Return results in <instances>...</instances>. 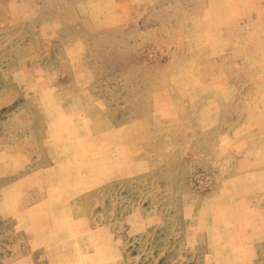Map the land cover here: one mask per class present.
<instances>
[{
    "label": "rangeland",
    "instance_id": "1",
    "mask_svg": "<svg viewBox=\"0 0 264 264\" xmlns=\"http://www.w3.org/2000/svg\"><path fill=\"white\" fill-rule=\"evenodd\" d=\"M218 1L0 0V264H264V0Z\"/></svg>",
    "mask_w": 264,
    "mask_h": 264
},
{
    "label": "bare ground",
    "instance_id": "2",
    "mask_svg": "<svg viewBox=\"0 0 264 264\" xmlns=\"http://www.w3.org/2000/svg\"><path fill=\"white\" fill-rule=\"evenodd\" d=\"M240 2V1H239ZM229 3H230V0H219L218 2H217V6H214V7H218V6H221V5H229ZM98 4V3H97ZM103 4V3H102ZM235 4V3H234ZM240 5V4H239ZM251 5H252V2H251ZM250 5V6H251ZM246 6V5H245ZM234 7V6H233ZM244 7V6H243ZM255 7V6H254ZM236 8H241V6L239 7L238 5H237V7ZM247 8V7H246ZM228 10V9H227ZM226 10V11H227ZM230 10V9H229ZM240 10H242V9H240ZM224 12V11H223ZM234 12V11H233ZM227 13V12H226ZM229 15V14H228ZM231 15H233V13H231ZM220 17V16H219ZM215 18V17H214ZM261 29V28H260ZM256 30V29H255ZM258 31V30H257ZM259 31H262V30H259ZM207 33V32H206ZM209 34V33H208ZM262 34V33H261ZM212 34H210V36H211ZM209 36V35H208ZM207 36V37H208ZM262 37H264V35L262 36ZM211 38H212V36H211ZM209 39H210V37H209ZM213 40V39H212ZM206 41V40H205ZM262 41L263 40H261V45L263 44L262 43ZM196 42H198V41H196ZM209 42V41H208ZM212 42V41H211ZM200 42H198V44H199ZM204 43V42H203ZM203 43H202V45H203ZM201 44V43H200ZM197 46V45H196ZM198 47V46H197ZM262 48V47H261ZM259 49H260V46H259ZM263 51V50H262ZM260 53V52H259ZM262 57L263 56H261V59H262ZM68 60V59H67ZM195 63V62H194ZM194 66V65H193ZM193 68V67H192ZM199 72V71H198ZM189 73V72H188ZM191 73V72H190ZM201 73V72H200ZM200 75V74H199ZM202 75V74H201ZM186 76V75H185ZM191 77H192V75H190ZM182 77V76H181ZM187 77H188V75H187ZM186 77V78H187ZM193 79V78H192ZM196 79V78H195ZM183 80H184V78H183ZM194 81V80H193ZM200 83V82H199ZM198 83V84H199ZM182 84V83H181ZM201 84V83H200ZM40 85V84H39ZM187 85V84H186ZM195 85H196V83H195ZM203 85V84H202ZM33 86V85H32ZM184 87V86H183ZM182 87V88H183ZM186 87V86H185ZM184 87V88H185ZM189 87V86H188ZM196 87V86H195ZM204 88V87H203ZM193 89V88H192ZM192 89H191V91H192ZM196 89H198V88H196ZM202 89V88H201ZM207 89V88H206ZM208 90V89H207ZM190 91V90H189ZM200 91V90H199ZM199 91H197L198 93H199ZM201 92V91H200ZM53 94V93H52ZM216 94V93H215ZM199 96V95H198ZM51 96H49V98H44V102L45 103H47V107H45V111L46 112H48V114L50 115L51 113L53 114V113H56V112H60V111H62V109L60 110H58V107H61L60 105H59V102H58V98H57V96H55V97H52V98H50ZM76 101H77V99H76ZM50 103H52V104H50ZM75 103V102H74ZM174 103V102H173ZM42 104V103H41ZM73 104V103H72ZM73 107V106H72ZM176 108V107H175ZM75 109V108H74ZM72 112H74V110L72 111ZM60 113H62V112H60ZM59 114V113H58ZM64 114V112L61 114V115H63ZM96 115V114H95ZM263 115V114H262ZM55 116V115H54ZM65 117H63V119H64V121H63V119H61V121L62 122H64V124H65V126H62V129L64 130V132H66V136L68 137H70L69 139H67L66 138V142H64L63 144H64V148H66V150H64V153H65V155L66 156H71L72 157V159H74L75 161H73V163H72V176H74L75 178H77V180H79V182H81V181H83V180H87V179H89V177L92 175V176H94L93 177V179L95 180H98V179H100V178H102V176H106V175H112L113 174V171L114 170H116L117 168H116V164H119V163H116V164H112V163H110L109 164V162L108 161H106V159H105V156L106 155H100V157H97L98 159L96 160V161H94L93 159H89L90 158V154H89V152H88V149H89V147L87 146V143H82L81 142V138H89V135H88V129H87V126L84 124V123H81V124H78V125H74V124H76L75 123V119H68L67 117H66V115H64ZM52 117V116H51ZM78 117V116H77ZM75 118V117H74ZM53 130V129H52ZM51 130V131H52ZM55 131V130H54ZM100 133V132H99ZM103 133V132H102ZM91 134V133H90ZM99 135V134H98ZM91 136V135H90ZM95 136H97V135H95ZM101 136V135H100ZM94 137V136H93ZM99 137V136H98ZM102 137V136H101ZM92 138V137H91ZM74 141H73V140ZM99 139V138H98ZM97 139V141H99ZM95 139L93 138V141H94ZM76 142V144H74ZM91 142H92V140H91ZM90 142V143H91ZM53 143V142H52ZM106 143V142H105ZM104 151H105V153H107V154H110V151H111V148L110 147H104ZM113 152V151H112ZM126 152H129V151H126ZM142 152V151H141ZM90 153H92V150L90 151ZM102 154V153H101ZM90 155V156H89ZM95 155H97V154H95ZM127 155V154H126ZM98 156V155H97ZM113 156V155H112ZM118 156V155H117ZM92 158H96V157H94V156H91ZM116 157V156H115ZM68 158V157H67ZM129 159V158H128ZM114 160H116V159H114ZM114 160H112V161H114ZM118 160H119V158H118ZM122 160V159H121ZM130 160V159H129ZM128 160V161H129ZM48 161V160H47ZM111 161V162H112ZM128 161H126V162H128ZM68 164H69V162H67ZM123 163H124V161H123ZM122 163V161H121V164H123ZM146 163V162H145ZM144 163V164H145ZM67 164V165H68ZM125 164V163H124ZM65 165V164H64ZM125 165H129V163H127V164H125ZM63 166V165H62ZM66 166V165H65ZM117 166H119V165H117ZM122 167H123V165H121ZM120 166V167H121ZM61 167V166H60ZM116 168V169H115ZM126 168V167H125ZM60 169V168H59ZM130 171V170H129ZM118 172V171H117ZM126 172H127V170H126ZM223 172V171H222ZM68 173V172H67ZM70 174V173H69ZM63 175H65L64 173H63ZM89 175V177H87ZM75 178H73V179H75ZM62 179V178H61ZM72 179V180H73ZM69 180V179H68ZM70 180H71V178H70ZM62 181H67V179H65V180H63L62 179ZM68 182V181H67ZM70 183V182H69ZM68 183V184H69ZM71 183H72V181H71ZM74 183V182H73ZM72 183V184H73ZM71 187V186H70ZM70 187H68V188H70ZM68 188H67V190H68ZM73 188H74V185H73ZM73 188H72V192L74 191L73 190ZM53 189V188H52ZM51 189V190H52ZM62 189V188H61ZM71 189V188H70ZM82 189V188H81ZM42 190V189H41ZM44 191V190H43ZM63 191V190H62ZM59 191L57 190V193H58ZM60 192H61V190H60ZM65 192V191H64ZM67 192V191H66ZM65 192V194H67ZM63 193V192H62ZM77 193V192H76ZM78 193H80L79 191H78ZM73 194V193H72ZM75 194V193H74ZM59 195H61V194H59ZM64 195V194H63ZM249 195V194H248ZM52 195L50 194V198H52V197H54V196H52ZM68 196V195H67ZM71 196V195H70ZM69 196V197H70ZM77 196V195H76ZM61 197V196H60ZM74 197H75V195H74ZM38 198V197H37ZM62 198V197H61ZM64 198H66V196L64 197ZM71 198V197H70ZM72 199V198H71ZM50 201H51V199H49ZM49 201V203H51ZM63 201H65V200H63ZM68 201V200H67ZM54 202H56V201H54ZM58 203V202H57ZM60 204V203H59ZM62 204H63V202H62ZM61 204V205H62ZM48 205H51V207H52V204H48ZM66 206V205H65ZM76 207H77V205H76ZM241 208V207H240ZM75 209V208H74ZM19 211V210H18ZM251 211V210H250ZM252 212V211H251ZM95 213V212H94ZM94 215V214H93ZM234 215V214H233ZM6 217V216H5ZM16 217V216H15ZM78 217V216H77ZM226 218V217H225ZM17 219H19V217L17 218ZM27 219V218H26ZM97 220V219H96ZM107 229V228H106ZM70 234V233H69ZM87 241V240H86ZM100 242V241H99ZM87 243H89V241L87 242ZM59 244V243H58ZM57 244V245H58ZM100 244H101V242H100ZM82 245V244H81ZM93 245V244H92ZM111 246V245H110ZM93 247H94V245H93ZM63 248V247H62ZM65 248V247H64ZM88 248V247H87ZM95 248V247H94ZM86 249V248H85ZM113 249H116V248H114L113 247ZM113 249H111V250H113ZM62 250V249H61ZM71 250V249H70ZM87 250V249H86ZM76 251V250H75ZM110 251V250H109ZM19 252V251H18ZM64 252H65V250H64ZM83 252V251H82ZM104 252V251H103ZM114 253V252H113ZM111 254H112V252H111ZM59 256H61V255H59ZM98 256V255H97ZM114 256V255H113ZM85 257H89V256H85ZM85 257H84V259H85ZM90 257H92V256H90ZM107 257V256H106ZM109 257H111V255L109 256ZM109 257H107V258H109ZM63 258V257H62ZM115 258V257H114ZM64 259V258H63ZM83 259V260H84ZM114 261H115V259H114ZM106 262H107V260H106ZM73 263V262H72ZM83 263H86L85 261L83 262ZM113 263V262H112ZM79 264H81V263H79ZM205 264V263H204Z\"/></svg>",
    "mask_w": 264,
    "mask_h": 264
}]
</instances>
